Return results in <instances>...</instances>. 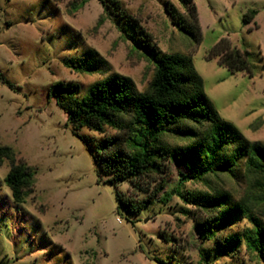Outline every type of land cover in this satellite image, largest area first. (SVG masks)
Instances as JSON below:
<instances>
[{"label": "rangeland", "instance_id": "obj_1", "mask_svg": "<svg viewBox=\"0 0 264 264\" xmlns=\"http://www.w3.org/2000/svg\"><path fill=\"white\" fill-rule=\"evenodd\" d=\"M118 1L161 55L191 59L221 117L264 146V0ZM191 3L199 18V45L165 11L172 5L186 18ZM248 11L257 12L256 28L242 23ZM131 36L132 30L98 0H0V147L11 149L15 164L35 172L32 193L15 204L3 182L11 164L0 160V264H264L250 243L256 238L250 217L264 228V175L240 161L232 173L192 180L188 165L168 157L205 139L207 124L171 127L154 143L163 155L160 171L114 187L83 138L97 144L123 136L131 118L120 116L121 129L106 127L102 135L86 128L75 135L48 98L54 83H76L80 98L111 75L130 78L137 92L149 91L155 64ZM222 38L249 52L253 77L232 75L216 59L206 60ZM87 50L102 62L92 71L83 69ZM64 60L80 69L65 67ZM245 113L251 121L239 124ZM257 113L263 114L255 119ZM116 192L144 209L129 214ZM236 204L242 213L220 229L236 243L223 254L197 221Z\"/></svg>", "mask_w": 264, "mask_h": 264}, {"label": "trees", "instance_id": "obj_2", "mask_svg": "<svg viewBox=\"0 0 264 264\" xmlns=\"http://www.w3.org/2000/svg\"><path fill=\"white\" fill-rule=\"evenodd\" d=\"M98 1L105 9L116 13L132 30V42L154 62L155 74L149 91L137 92L130 78L111 75L92 85L87 94L80 98V88L76 83H54L49 89L48 98L54 99L56 106L66 115V124L75 135L83 128L102 135L106 127L121 129L118 120L120 116L131 118V123L124 127L123 136L107 137L97 144L83 138L94 161L101 163L100 173L110 178L106 183L115 187L118 183L160 171L159 159H163V155L154 149V143L163 133L182 122L204 123L209 126V134L205 139L198 140L185 149L173 150L168 156L174 162L189 166L188 179L201 180L204 176L217 172L232 173L240 161L251 171L264 175V146L259 142H250L237 127L221 118L207 98L203 80L196 73L192 60L161 55L151 44L148 34L137 21L126 14L118 0ZM165 11L172 23L192 36L199 45L201 32L195 4L186 5V18L172 5H167ZM256 15V11L244 14L243 25L253 23L256 28ZM85 56L87 64H84V71L100 67L102 62L94 51L87 50ZM212 59H216L217 64L232 75L245 73L253 77L249 52L232 48L226 38H222L208 52L206 60ZM63 64L69 69H80L69 60H64ZM3 158L11 164L3 182L10 190L14 203L22 204L32 193L35 172L22 162L15 164L14 154L6 146L0 147V160ZM115 196L119 206L129 214L141 212L145 207L133 206L132 202L123 200L117 192ZM197 203L202 206L201 201ZM239 213H242V209L236 204L202 222L197 221L204 237L213 240L220 253H229L231 244L236 243L225 238L220 229L233 221ZM250 220L256 234V238L250 242L251 246L264 260V228L258 219L250 217Z\"/></svg>", "mask_w": 264, "mask_h": 264}, {"label": "crops", "instance_id": "obj_3", "mask_svg": "<svg viewBox=\"0 0 264 264\" xmlns=\"http://www.w3.org/2000/svg\"><path fill=\"white\" fill-rule=\"evenodd\" d=\"M203 83H204V80H203ZM206 96H207V98L211 101V103L213 104V101H212V99L206 94ZM214 105V104H213ZM215 107V106H214ZM231 107V106H230ZM216 109V108H215ZM218 112V111H217ZM219 113V112H218ZM264 113V112H263ZM263 113H260V114H256L255 116H256V118L255 119H257L259 116H261V114H263ZM250 114V113H249ZM220 115V114H219ZM221 116V115H220ZM243 117H246V118H243ZM222 119H224L223 117H221ZM255 119H253V120H255ZM225 120V119H224ZM244 120H246V121H251V119H249L248 118V114H242L241 115V119L239 118V124H240V122L241 121H244ZM252 120V121H253ZM225 121H227V122H229V123H231V124H233L235 127H237L240 131H241V129H242V127L240 128L239 126H237L236 124H234L232 121H228L227 119L225 120ZM241 126V125H240ZM242 132V131H241ZM243 133V132H242ZM244 135V134H243ZM245 136V135H244Z\"/></svg>", "mask_w": 264, "mask_h": 264}]
</instances>
